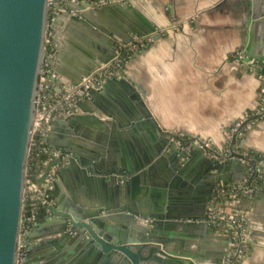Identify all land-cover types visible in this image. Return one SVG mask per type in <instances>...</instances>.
Masks as SVG:
<instances>
[{"label":"water","instance_id":"obj_1","mask_svg":"<svg viewBox=\"0 0 264 264\" xmlns=\"http://www.w3.org/2000/svg\"><path fill=\"white\" fill-rule=\"evenodd\" d=\"M148 6L153 8L151 13ZM262 7L255 0L247 18L250 37L239 50L245 68L248 62L258 63L254 72L258 78L264 75ZM173 13L171 3L152 4L149 0H0V264L17 262L26 168L44 61L50 57L59 84L79 85L111 62L118 46H129L137 36L161 39L162 32L177 26L171 19ZM65 61L78 65L66 66ZM89 95L80 108L90 103L92 115L55 120L46 143L56 126H73L76 119L103 126L100 115L114 118L109 121L114 130L108 131L115 137L122 136L116 127V120L122 118L130 126L125 133L149 140L135 152L108 147L86 135L73 134L63 144L55 141L68 154L67 162L62 165V158L52 160L37 183L46 188L52 203L49 213H44L57 226L56 237L48 243L41 241L44 226L38 215L26 235V264H225L231 236L225 238L223 250L211 263L204 259L202 246L190 240L219 231L212 223L211 201L220 186L234 183L223 181L222 173H239L237 183L249 180L247 186L259 179L257 161L236 150L238 134L227 140V153L216 146H190L188 139L159 126L142 89L125 73L106 79L102 88L91 89ZM258 119L259 115L246 119L239 132ZM55 166H61L58 178L46 185ZM66 174L87 186L105 187L107 193L102 196L80 189L79 198L70 203L60 193ZM200 178H204L205 188L198 196ZM260 197L258 192L242 201ZM45 246L51 250L44 252Z\"/></svg>","mask_w":264,"mask_h":264},{"label":"crops","instance_id":"obj_2","mask_svg":"<svg viewBox=\"0 0 264 264\" xmlns=\"http://www.w3.org/2000/svg\"><path fill=\"white\" fill-rule=\"evenodd\" d=\"M149 1L162 5L171 3L174 11L171 19L177 26L164 31L161 39L155 41L151 48L134 57L125 69L126 77L142 89L148 108L163 130L208 139L218 151L227 153L230 147L226 131L247 114L255 113L260 106V93L264 90L262 80L231 58L250 37L247 18L252 15L255 0ZM258 2L264 10V0ZM147 8L151 13L153 8ZM66 58L71 60L73 57L66 55ZM65 62L70 67L78 65ZM121 108L123 112L125 106L122 104ZM91 111V104L86 103L80 114L92 115ZM99 119L105 123L103 126L80 119H76L73 126L68 123L56 126L47 141L48 146L56 147L55 141L66 143L68 136L76 134L80 138H83L82 135L95 137L108 147L119 146L126 152H135L149 140L147 136L136 138L125 133L130 126H126L122 118L116 120V127L122 136L115 137L108 131L114 130L109 123L114 118L100 115ZM69 130L72 134L67 132ZM235 147L238 153L248 155L252 160L264 159V120L250 123L237 139ZM221 177L223 181L237 183L241 175L228 171ZM203 179L200 178L196 188L198 196L205 188ZM80 189L102 196L107 193L105 187L87 186L76 176L66 174L60 193L68 202L73 203L76 196L79 198ZM258 192L261 197L257 200L242 201L241 198L236 206L245 214L250 231L247 255L238 264H264V192L260 189ZM38 215L44 226L41 241L48 243L56 237L57 226L43 211ZM228 236L230 232L226 228H219L213 234L201 233L190 241L202 246L204 259L211 263L218 258ZM45 247L44 252L51 250ZM61 250L57 251L59 255ZM77 264H81L80 261Z\"/></svg>","mask_w":264,"mask_h":264},{"label":"built area","instance_id":"obj_3","mask_svg":"<svg viewBox=\"0 0 264 264\" xmlns=\"http://www.w3.org/2000/svg\"><path fill=\"white\" fill-rule=\"evenodd\" d=\"M164 33L162 32L161 35ZM49 42L52 46L50 40ZM154 43L155 40L151 35L146 37L137 36L129 46H118L113 60L107 64H103L94 74L86 78L79 85L59 84L57 76L49 63L50 57L44 61L35 101L36 116L26 168L22 224L16 264H26V235L36 224L38 213L42 211L49 213V208L52 204L47 199L46 188L43 185H39L37 179L44 176L47 165L55 158H62V165H65L67 162L68 154L62 149L50 147L46 143V139L52 130V123L58 119H65L80 114V103L90 98L89 91L91 89L102 88L106 79L111 76L123 75L130 61L142 51L151 48ZM231 58L244 66V63L240 62V59H242L241 51L234 52ZM257 67H259L257 62H248L246 69L254 73ZM259 79L264 82V75H260ZM260 96L259 108L255 113L247 114L226 131L227 140H230L235 134H238V138L241 137L243 131L239 132V128L246 119L259 115L260 119L264 120V90L260 93ZM177 135L183 139H188L190 146L198 145L203 149H210L212 147V143L208 139L188 137L181 132H177ZM208 154L211 155V152H208ZM256 161L260 167V175L257 181H254L251 186H247L246 184L249 180L225 187L220 186L211 201L210 208L213 211L212 223L216 227L226 228L231 236V250L225 260V264H238L247 255L250 243V231L245 214L237 210L236 206L241 198L251 197L257 193L261 183L264 182V159ZM60 168L61 166H55L51 169L45 179L46 185H49L58 178L57 172Z\"/></svg>","mask_w":264,"mask_h":264}]
</instances>
